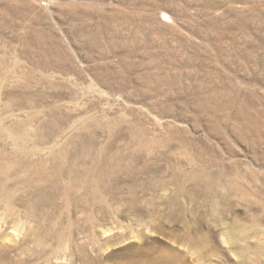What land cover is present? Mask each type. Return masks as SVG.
I'll return each mask as SVG.
<instances>
[{
    "label": "rangeland",
    "instance_id": "374dc122",
    "mask_svg": "<svg viewBox=\"0 0 264 264\" xmlns=\"http://www.w3.org/2000/svg\"><path fill=\"white\" fill-rule=\"evenodd\" d=\"M0 61L1 145L62 171L9 184L0 264H264V0H0ZM208 178L262 193L220 222Z\"/></svg>",
    "mask_w": 264,
    "mask_h": 264
},
{
    "label": "bare ground",
    "instance_id": "6f19581e",
    "mask_svg": "<svg viewBox=\"0 0 264 264\" xmlns=\"http://www.w3.org/2000/svg\"><path fill=\"white\" fill-rule=\"evenodd\" d=\"M171 2V1H170ZM172 3V2H171ZM172 6V5H171ZM167 18V16H165ZM1 68H2V62L0 61V71H1ZM17 86V85H16ZM20 87V86H19ZM19 93V92H18ZM19 102V101H18ZM24 102H26V96H25V99H24ZM11 104V103H10ZM30 119L29 118L28 120H26L23 125L21 126V124H18L17 125V128H23L24 126H27L30 122ZM9 129V128H8ZM25 129V128H24ZM23 131V130H22ZM21 135V133H20ZM138 137V135H137ZM13 138V137H12ZM19 138V137H18ZM122 138V137H121ZM15 139V138H13ZM22 139V138H21ZM19 139V141L21 140ZM26 139V138H25ZM139 139V137H138ZM2 139H0L1 141ZM16 140V139H15ZM6 141V140H5ZM4 141V142H5ZM24 142V140H23ZM150 143V142H149ZM15 146V145H14ZM17 147H14L12 148L11 150L8 148V145L7 143L6 144H3L1 145L0 143V204H3L5 205V207L8 209L9 213H6L7 215L6 216H10L8 214L12 213V211L15 209V206H16V201L17 199H12L10 197L7 196L8 193H6V190L7 187L9 186L10 183H12L14 186L15 185H19V183L23 181V179L25 180L24 182H27L29 183L32 187L31 188H34L33 190H41L43 191L41 188L43 187H40L39 186V183L41 180H46L47 182H49L53 187L56 188V181L57 179L61 176L62 174V171H61V167L58 166L57 164H52V162L50 161V157H44V158H38V160L36 161H30L28 158H27V155L21 153V148H23L20 144H16ZM150 146V144H149ZM152 147V146H150ZM149 147V149H150ZM142 148L143 150H146L147 148H145V145L143 144L142 145ZM24 150V148H23ZM25 151V150H24ZM23 152V151H22ZM27 152V151H26ZM33 152V151H32ZM38 152V151H37ZM57 156V158L59 159V161L61 163H63L64 161H66L68 158H69V153L68 151H64V153H57L55 154ZM26 158L28 159L26 162L24 161V159L26 160ZM32 158V157H31ZM47 158V159H46ZM45 159V160H44ZM62 166V165H61ZM23 173V175H25L26 177H22L20 176V174ZM69 180V179H68ZM203 180V179H202ZM75 184V183H74ZM73 184V185H74ZM203 185H206L205 187H203V190L204 192H206V200L207 202H211L213 203L210 207H211V210L216 213L215 216H216V219H218L220 222L221 221H224V217H222L220 214H219V210L221 209L220 208V203L219 201H215L216 199H222L223 201L225 202H232L230 201L231 199H233L234 196H237L238 194H241V193H245L247 194L249 197H252L256 194H260L262 193L261 191H258L257 193H255L253 190H246L244 189V187L242 185H239V184H236L234 185L232 188L229 186L228 189H223V186H214L213 185V178H208L206 180H203ZM11 186V184H10ZM20 187V186H19ZM26 187V185H25ZM24 187V188H25ZM48 187V186H47ZM180 187V185H179ZM11 188V187H10ZM18 188V187H17ZM30 188V192H32ZM49 188V187H48ZM54 188V189H55ZM12 189V188H11ZM21 189V188H20ZM20 189H18V191L20 192ZM29 189V188H28ZM51 189V188H49ZM10 190V189H9ZM16 190V189H15ZM14 191V190H13ZM50 192L48 191L47 189H45V193ZM15 192V191H14ZM24 193V191H22ZM35 192V191H34ZM13 192L11 191V194ZM44 193V192H43ZM21 194V193H20ZM25 194V193H24ZM31 194V193H30ZM33 194V192H32ZM18 194H16V197H17ZM36 195V194H35ZM45 195V194H44ZM47 195V194H46ZM28 196V195H27ZM37 196H40V194H38ZM36 196V197H37ZM264 196V194H263ZM20 197V196H19ZM18 197V199H19ZM26 198V197H24ZM264 198V197H263ZM32 199V198H31ZM258 199V198H257ZM24 200V199H23ZM29 200L30 202V199H27ZM251 200V199H250ZM54 201V200H53ZM259 201V200H258ZM23 202V201H22ZM28 202V201H27ZM32 202V201H31ZM19 203V201H18ZM222 203V202H221ZM21 204V203H20ZM51 204V203H50ZM229 203H227L228 205ZM262 204V203H260ZM26 205V204H24ZM29 205V204H28ZM226 205V204H225ZM22 206V205H21ZM31 206V205H30ZM32 206H34V204H32ZM31 206V207H32ZM263 207V206H262ZM29 208V207H27ZM63 208V207H62ZM225 208V207H224ZM31 209V208H30ZM187 209V208H186ZM207 209L206 207H198L197 209H195L194 211L196 210H200L201 212L203 213H208L207 212ZM264 209V208H263ZM189 211H191V209H187ZM193 211V212H194ZM16 212V211H15ZM17 213V212H16ZM36 213V212H35ZM28 214L30 215V213L28 212ZM219 214V216H218ZM13 215V214H11ZM19 215V214H17ZM208 216V215H207ZM12 217H16L15 214L12 216ZM20 218V217H19ZM204 218V217H203ZM10 219H11V216H10ZM4 220V219H3ZM16 220V219H15ZM258 220V219H257ZM8 221V219H7ZM19 221V220H18ZM220 224V223H219ZM221 226V224H220ZM47 231V230H46ZM56 233V232H55ZM47 234V233H46ZM204 234V233H203ZM35 235V234H34ZM49 235V233H48ZM241 235H244V234H241ZM36 236V235H35ZM67 236V234L65 235ZM70 236V235H69ZM68 236V237H69ZM257 236V235H255ZM12 237V236H11ZM38 237V236H37ZM46 237V236H45ZM242 237V236H241ZM61 238V236H60ZM195 238V237H194ZM64 239V238H63ZM62 239V240H63ZM181 240H187V235H184L180 238ZM189 239H191L189 237ZM193 239V238H192ZM205 239V238H204ZM238 239V238H237ZM241 239V238H240ZM68 240V239H67ZM211 236L208 237L206 240H198V239H193L191 241V243L194 245L193 247H197V246H203L204 248H209V243L211 242ZM35 241V240H34ZM37 241V240H36ZM45 241V240H44ZM61 241V240H60ZM60 241L58 242V244L60 243ZM62 242V241H61ZM33 243V242H32ZM76 242H73L72 244L74 245ZM215 244V243H214ZM191 247V246H190ZM192 247V250H194ZM9 249V247H8ZM79 250V249H78ZM77 250V251H78ZM197 248H195L194 251H196ZM200 250V249H199ZM76 251V252H77ZM177 251V250H176ZM201 251V250H200ZM204 251V249H203ZM207 251V250H206ZM83 254H87L86 251H84L82 249V252ZM180 253V252H179ZM198 253V252H197ZM2 254L6 257V258H10V252H7L6 249L3 250ZM89 254V253H88ZM174 254V252H173ZM172 254V255H173ZM17 255V254H16ZM81 255V254H80ZM87 256V255H86ZM200 256V255H199ZM173 257V256H171ZM198 257V255H197ZM5 258V259H6ZM170 258V257H169ZM185 258V256L183 257ZM2 259V258H1ZM180 259V257L178 258ZM187 259V258H186ZM198 259V258H197ZM200 260V258H199ZM248 260V259H247ZM2 261V260H1ZM92 261V260H91ZM179 261V260H178ZM182 261V260H180ZM93 262V261H92ZM91 262V263H92ZM152 262V261H151ZM176 262V261H175ZM246 262V261H245ZM22 263V262H21ZM86 263V261H85ZM88 263V262H87ZM154 263V261H153ZM152 263V264H153ZM179 263V262H178ZM176 263V264H178ZM194 263V262H193ZM4 264V263H3ZM167 264L168 263V260H167ZM173 264V263H171ZM175 264V263H174ZM195 264V263H194Z\"/></svg>",
    "mask_w": 264,
    "mask_h": 264
}]
</instances>
